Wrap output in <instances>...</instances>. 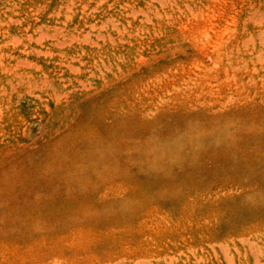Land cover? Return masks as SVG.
<instances>
[{"label": "rangeland", "instance_id": "1", "mask_svg": "<svg viewBox=\"0 0 264 264\" xmlns=\"http://www.w3.org/2000/svg\"><path fill=\"white\" fill-rule=\"evenodd\" d=\"M0 264H264V0H0Z\"/></svg>", "mask_w": 264, "mask_h": 264}, {"label": "bare ground", "instance_id": "2", "mask_svg": "<svg viewBox=\"0 0 264 264\" xmlns=\"http://www.w3.org/2000/svg\"><path fill=\"white\" fill-rule=\"evenodd\" d=\"M259 251H260V249H259Z\"/></svg>", "mask_w": 264, "mask_h": 264}]
</instances>
